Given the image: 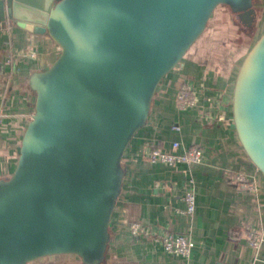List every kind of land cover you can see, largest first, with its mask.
Returning <instances> with one entry per match:
<instances>
[{
  "label": "water",
  "instance_id": "obj_1",
  "mask_svg": "<svg viewBox=\"0 0 264 264\" xmlns=\"http://www.w3.org/2000/svg\"><path fill=\"white\" fill-rule=\"evenodd\" d=\"M257 0H0V29L46 34L56 59L30 74L34 112L17 165L0 178V264L72 256L105 264L124 155L164 78L223 8L240 29L259 25ZM243 34V33H242ZM231 117L264 177V32L235 75Z\"/></svg>",
  "mask_w": 264,
  "mask_h": 264
},
{
  "label": "crops",
  "instance_id": "obj_2",
  "mask_svg": "<svg viewBox=\"0 0 264 264\" xmlns=\"http://www.w3.org/2000/svg\"><path fill=\"white\" fill-rule=\"evenodd\" d=\"M229 19L223 8L214 11L201 41L161 82L146 125L133 137L124 155L123 190L111 220L105 264H264V244L256 252L245 238L248 229L264 237V177L249 163L233 129L231 101L238 59L227 52L221 56L228 50L224 45L229 43L228 33L235 30ZM28 50L36 53L35 58L21 56ZM58 53L46 34L31 33L13 21L0 29V178L13 173L34 112L28 77L49 66ZM183 84L195 89L196 104L180 111L176 94ZM174 142L181 144L179 152L199 147L201 163L169 167L148 162L149 148L170 151ZM237 172L255 181L256 192L229 180ZM190 189L195 209L187 215L182 197ZM131 223L145 233L132 236ZM164 233L191 238L194 247L188 259L163 250L159 237ZM31 264L80 263L62 255Z\"/></svg>",
  "mask_w": 264,
  "mask_h": 264
},
{
  "label": "built area",
  "instance_id": "obj_3",
  "mask_svg": "<svg viewBox=\"0 0 264 264\" xmlns=\"http://www.w3.org/2000/svg\"><path fill=\"white\" fill-rule=\"evenodd\" d=\"M21 56L27 59L35 58L36 53L33 50H28L26 53H22ZM196 94L195 89H193L191 85L183 84L176 94L178 110L185 111L195 106ZM173 129L179 130L178 127H174ZM180 148L181 144L179 142L172 143L170 151H166L158 147H152L148 149L146 158L151 164H162L169 167H173L177 164L196 165L201 163L202 151L199 147H192L190 149L186 148L183 149L182 152H179ZM229 180L235 183L242 190L256 192L257 187L255 181L245 173H232L229 176ZM182 200L185 203L184 213L191 215L195 209L194 191L192 189L185 191ZM128 231L132 236L145 233L143 228H141L137 223H131ZM245 238L248 246L256 252H258L264 244V237L253 229H248L246 231ZM159 241L166 253L185 259L189 258L194 247V243L191 238L185 234L164 233L159 237Z\"/></svg>",
  "mask_w": 264,
  "mask_h": 264
},
{
  "label": "rangeland",
  "instance_id": "obj_4",
  "mask_svg": "<svg viewBox=\"0 0 264 264\" xmlns=\"http://www.w3.org/2000/svg\"><path fill=\"white\" fill-rule=\"evenodd\" d=\"M256 5H257L258 11H259V19L260 20H259L258 28L255 32H253V34L250 35L249 31H245L243 29L238 28L235 24V20L229 19L232 22V24L235 25V30H234V32L232 31L233 33L231 35L228 33L227 37H228L229 43H227V44L224 43V45H226V47H228V50L224 51L221 56H223L224 53L226 54V52H227V56H230L231 59H233V57L238 59L234 64V73H235V71L238 70L239 64L241 63L243 56L247 53L250 46H252V44L264 32V0H257ZM217 32L215 33V37H216V35L217 36L219 35V33H217ZM227 37H226V39H227ZM200 39L194 45L198 44L199 41H201ZM213 41H214V38H213ZM221 41H223V39H221ZM224 41H226V40H224ZM224 45L221 46V48H220L221 51H223ZM221 59H226V58L224 56ZM234 73L232 76H234Z\"/></svg>",
  "mask_w": 264,
  "mask_h": 264
}]
</instances>
